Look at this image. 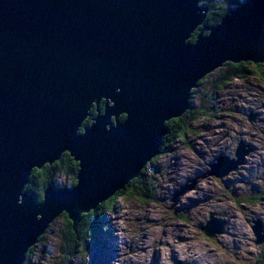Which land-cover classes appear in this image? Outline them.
Instances as JSON below:
<instances>
[{"label":"water","instance_id":"obj_1","mask_svg":"<svg viewBox=\"0 0 264 264\" xmlns=\"http://www.w3.org/2000/svg\"><path fill=\"white\" fill-rule=\"evenodd\" d=\"M197 2L0 0V264H22L58 215L74 226L138 176L206 74L224 61L264 63V0L188 42L207 10ZM63 153L78 163L77 185L34 201L30 172ZM220 158L217 178L236 169ZM212 225L208 236L220 232Z\"/></svg>","mask_w":264,"mask_h":264},{"label":"rangeland","instance_id":"obj_2","mask_svg":"<svg viewBox=\"0 0 264 264\" xmlns=\"http://www.w3.org/2000/svg\"><path fill=\"white\" fill-rule=\"evenodd\" d=\"M226 1L201 0L200 6L216 12ZM240 1L245 3L230 2L239 6ZM229 63L245 64L246 72L224 85L220 71L229 66L226 62L197 82L189 113L180 116L187 125L184 135L169 140L165 153L160 151L140 171L145 169L148 189H137L134 179L122 189L126 194L148 190L152 199H121L109 209L99 204L94 231L65 254L60 235L69 219L61 213L28 249L23 264H259L264 258V63ZM173 131L178 135L179 130ZM237 150L243 161L235 170L221 178L207 173L216 170L212 165L221 156L236 160ZM44 166L33 168L30 176ZM54 182L48 185L52 191L73 185L64 171ZM212 219L217 226L209 228L220 232L208 236L205 229Z\"/></svg>","mask_w":264,"mask_h":264},{"label":"trees","instance_id":"obj_3","mask_svg":"<svg viewBox=\"0 0 264 264\" xmlns=\"http://www.w3.org/2000/svg\"><path fill=\"white\" fill-rule=\"evenodd\" d=\"M230 1L229 2L226 1V4H224L223 7L216 12L212 11V9L214 8L209 7V11L206 14V18H205V23L202 26L208 27V26L216 25L219 22L220 18L228 14L230 10L233 8V6H237L239 3L238 2V3L233 4ZM241 2L242 1H240V3ZM193 39L194 37H192V40ZM226 67L227 68L225 71H220V74H221L220 80L221 82H223L224 85L227 84L231 79L233 78L236 79L240 77L243 72H246V69L244 68H246L247 66L243 63H240V64H234V65L229 64V66L227 65ZM221 82L218 81L217 85L223 86ZM92 112H93V109H92ZM188 113H189V110L186 111L184 115ZM166 126L169 130V133L167 134V136L163 137L162 145L160 147V151L162 153H165V148H166L165 144L168 143L169 140L171 141V139H173L174 141L177 137L183 136L186 130V127H187L183 116L181 118L168 121L166 123ZM174 129L179 130L178 135L177 133L174 135L175 133L173 131ZM145 169L144 171H142V173H140L138 177L134 178L133 180V182H136L135 184H136L137 189L140 186L144 187L145 189H148L146 187V182H145L146 180L145 179ZM76 170H77L76 163L72 160V158L69 157L68 154L65 153L62 155L61 159L58 162L54 163L53 165L51 166L46 165L41 170H34L30 176L29 183L25 186V189L30 194H33L35 195V197L40 199L44 188H46L49 184H54L55 183L54 178L56 177L57 174H59L62 171H64L66 175H71L72 180H73L72 184L75 185L76 179L74 177H75ZM130 197L138 198L144 203L149 201V199H152V197L148 193V190L131 191V194H126L124 190L123 191L121 190L117 192L116 194H114L112 198H109L108 201L100 204L99 208H102L103 207L102 205H105V207L108 209L112 208L117 201H120L121 199L129 200ZM246 203H250V202L247 200ZM96 214L97 213L95 210L89 211L87 215L81 214L79 218L80 220L74 226L73 225L71 226V222L69 220L68 222L66 221L65 230L61 231L62 234L60 235L61 244H65L66 246V249L61 250L62 254L63 253L65 254L69 251H73L74 250L73 244H75L80 237L84 238L88 235V233L89 235H91V232L94 231V227H95L96 220H97ZM258 263L264 264V258L259 260Z\"/></svg>","mask_w":264,"mask_h":264},{"label":"bare ground","instance_id":"obj_4","mask_svg":"<svg viewBox=\"0 0 264 264\" xmlns=\"http://www.w3.org/2000/svg\"><path fill=\"white\" fill-rule=\"evenodd\" d=\"M197 1H199V2H197V7L196 8H199V9H205L204 7H201L200 6V0H197ZM247 0H245V2H246ZM244 4V2L242 3H240L239 4V7H241L242 5ZM199 6V7H198ZM238 6H234V9L235 8H237ZM233 10V9H232ZM232 10H230V12L232 11ZM229 12V13H230ZM208 13V11L206 10V12L204 13V16L206 15ZM228 13V14H229ZM200 14H203V12H200ZM225 16H223V18H224ZM205 18L206 17H203V19H202V24L197 28L198 30H201L202 28H203V24L205 23ZM205 26V25H204ZM208 27H215L214 25L213 26H208ZM195 40V39H194ZM188 42H192V40H188ZM227 62V64H231V63H229L228 61H224L223 63L225 64ZM223 65V64H222ZM204 78V77H203ZM202 79V78H201ZM199 82V81H198ZM189 99H190V97H189ZM188 99V100H189ZM101 103H103V102H101ZM95 106V105H94ZM101 106H103L102 104H101ZM189 110V109H188ZM187 111V110H186ZM185 111V112H186ZM185 112H184V114H185ZM181 116V115H180ZM180 116L178 117V118H180ZM174 119H176V118H174ZM174 119H167V120H165V122H164V126H162V128L164 129V131H165V133H164V136H167V134L169 133V130H168V128H167V126H166V123L168 122V121H171V120H174ZM87 120V119H86ZM112 124L114 125V123L112 122ZM163 136V137H164ZM162 140H163V138H162ZM65 156V155H64ZM235 156H236V160H234L233 159V161H234V163H235V167H237L239 164H241V162L243 161V155L240 153L239 154V151L237 150L236 151V154H235ZM221 157H225V156H221ZM222 161V159L219 157L218 158V160L216 161V165H213V168L215 169V168H217L218 167V165H220V162ZM213 164H215V163H213ZM222 164V163H221ZM217 166V167H216ZM145 168V167H144ZM36 169V168H35ZM226 171V174H227V172L229 173L230 171H227V170H225ZM141 173V172H140ZM140 173H137V175L139 176L140 175ZM209 175H211V172H207ZM138 176H136V177H138ZM136 177H134V178H136ZM216 177V176H215ZM133 178V179H134ZM75 179H76V177H75ZM141 179V178H140ZM77 185V180H76V183H75V185H72L71 186V188H73L74 186H76ZM126 189V188H125ZM58 190V189H57ZM118 191V190H117ZM116 191V192H117ZM184 193V192H183ZM115 194V193H114ZM113 196V195H112ZM110 198V197H109ZM108 198V199H109ZM108 199H106L105 201H107ZM103 203V202H102ZM101 204V203H100ZM99 205V204H98ZM97 205V206H98ZM97 206L95 207V209L97 208ZM65 214H67L66 212H64ZM63 214V213H62ZM64 214V215H65ZM61 215V214H60ZM66 216V215H65ZM68 217V216H67ZM56 219V218H55ZM67 220V219H66ZM213 220V219H212ZM68 221V220H67ZM214 222H216L215 220H213ZM66 222V221H65ZM217 223V222H216ZM221 224V223H220ZM71 226H72V224H71ZM254 232V231H253ZM257 232H259V231H257ZM256 236H258V234L256 233ZM259 238V237H258ZM258 240V239H257ZM257 240H256V243H257ZM78 241V240H77ZM258 242H261V241H258ZM257 245V244H256ZM25 257H26V254H25ZM25 260V259H24ZM24 262V261H23ZM23 264V263H22Z\"/></svg>","mask_w":264,"mask_h":264},{"label":"snow or ice","instance_id":"obj_5","mask_svg":"<svg viewBox=\"0 0 264 264\" xmlns=\"http://www.w3.org/2000/svg\"><path fill=\"white\" fill-rule=\"evenodd\" d=\"M120 92V89L119 88H116L115 89V93H119ZM117 111H120V109L119 108H117L116 109ZM127 118V116L126 115H124V114H121V116H120V119H126ZM84 128H77L76 126H74V128L72 129V136H74V138L75 139H79V138H82L83 137V134H84ZM79 133V135H75L76 133ZM34 174H36V173H34ZM41 200H43V194H41ZM84 215H87V213H83Z\"/></svg>","mask_w":264,"mask_h":264}]
</instances>
